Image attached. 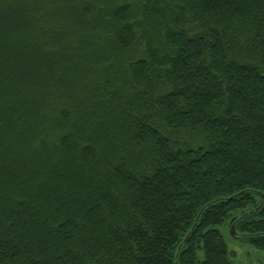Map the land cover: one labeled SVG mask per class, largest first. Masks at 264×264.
Listing matches in <instances>:
<instances>
[{
    "label": "trees",
    "instance_id": "obj_1",
    "mask_svg": "<svg viewBox=\"0 0 264 264\" xmlns=\"http://www.w3.org/2000/svg\"><path fill=\"white\" fill-rule=\"evenodd\" d=\"M259 193L264 0H0V264H175L204 207L178 264H234Z\"/></svg>",
    "mask_w": 264,
    "mask_h": 264
},
{
    "label": "rangeland",
    "instance_id": "obj_2",
    "mask_svg": "<svg viewBox=\"0 0 264 264\" xmlns=\"http://www.w3.org/2000/svg\"><path fill=\"white\" fill-rule=\"evenodd\" d=\"M224 237L233 253L234 264H264V251L257 250L243 239H234L227 227L221 228Z\"/></svg>",
    "mask_w": 264,
    "mask_h": 264
},
{
    "label": "water",
    "instance_id": "obj_3",
    "mask_svg": "<svg viewBox=\"0 0 264 264\" xmlns=\"http://www.w3.org/2000/svg\"><path fill=\"white\" fill-rule=\"evenodd\" d=\"M242 193H244V191H241V192H239V193H237V194H234L233 196H231V197H229V198H223V199H220L219 201H222V200H231V199H233V198L239 196V195L242 194ZM259 194H261V193H259ZM261 196H262V202H261V204H260V205L254 210L255 212L258 211V210H260V209L262 208V206L264 205V196H263L262 194H261ZM204 208H205V207H204ZM204 208H202V209L200 210V212L198 213L197 218H196V220L194 221V224L192 225L190 231L186 234V236L184 237L183 241L179 244V246H178V248H177V250H176V252H175V262H174L175 264H178V262H177V256H178V253H179L181 247L183 246L184 242L186 241V239L188 238V236H189L190 233L192 232V230H193V229L195 228V226L197 225L198 220H199V218H200V216H201V213L203 212ZM248 213H253V211H249V212L243 214L242 217L246 216ZM242 217H240V219H241ZM230 233H231L232 237L240 238V237L242 236V234L239 233V232L236 230V222H234V223L231 225V227H230ZM263 235H264V234H263Z\"/></svg>",
    "mask_w": 264,
    "mask_h": 264
}]
</instances>
